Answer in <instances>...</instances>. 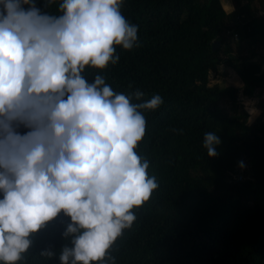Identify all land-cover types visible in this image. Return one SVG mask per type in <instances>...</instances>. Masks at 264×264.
<instances>
[{
  "label": "trees",
  "instance_id": "obj_1",
  "mask_svg": "<svg viewBox=\"0 0 264 264\" xmlns=\"http://www.w3.org/2000/svg\"><path fill=\"white\" fill-rule=\"evenodd\" d=\"M60 2L36 6L57 14ZM232 4L231 11L225 0H123L136 45L116 46L115 65L85 67L89 82L101 75L117 93L139 89L144 101L157 94L164 101L141 110L147 127L136 149L159 186L133 209L136 221L110 251L115 264H264V111L251 122L236 112L241 97L264 85V0ZM222 63L237 84H210ZM207 132L221 140L215 157L203 147ZM241 161L248 178L237 182L229 172ZM68 222L61 215L37 233L19 264H60ZM48 248L51 259L39 254Z\"/></svg>",
  "mask_w": 264,
  "mask_h": 264
},
{
  "label": "clouds",
  "instance_id": "obj_2",
  "mask_svg": "<svg viewBox=\"0 0 264 264\" xmlns=\"http://www.w3.org/2000/svg\"><path fill=\"white\" fill-rule=\"evenodd\" d=\"M122 4L61 0L49 14L36 0H0V264L24 261L35 235L61 215L70 222L60 264H115L110 251L136 221L133 209L159 186L136 149L147 127L141 110L158 109L162 97L144 101L139 89L125 95L101 75H82L115 65L116 46L136 45L138 27ZM220 143L204 134L209 157Z\"/></svg>",
  "mask_w": 264,
  "mask_h": 264
},
{
  "label": "rangeland",
  "instance_id": "obj_3",
  "mask_svg": "<svg viewBox=\"0 0 264 264\" xmlns=\"http://www.w3.org/2000/svg\"><path fill=\"white\" fill-rule=\"evenodd\" d=\"M229 1V0H225ZM233 3V0H232ZM231 3V5H233ZM232 7V6H231ZM225 8L226 5H225ZM225 66L224 64H219L217 71L213 72L209 77L210 84L218 83L223 84L224 81L228 80L233 84H237L236 77L232 73H224ZM226 110L229 113L233 112V108L230 106H225ZM264 111V85L258 87L252 97H241L240 102L236 106V112L246 114L248 116V121L251 122L254 120L260 112Z\"/></svg>",
  "mask_w": 264,
  "mask_h": 264
},
{
  "label": "built area",
  "instance_id": "obj_4",
  "mask_svg": "<svg viewBox=\"0 0 264 264\" xmlns=\"http://www.w3.org/2000/svg\"><path fill=\"white\" fill-rule=\"evenodd\" d=\"M241 162H243V167H240V162H238L235 168L229 172L230 178L237 182H241L248 178L249 165L245 161Z\"/></svg>",
  "mask_w": 264,
  "mask_h": 264
},
{
  "label": "water",
  "instance_id": "obj_5",
  "mask_svg": "<svg viewBox=\"0 0 264 264\" xmlns=\"http://www.w3.org/2000/svg\"><path fill=\"white\" fill-rule=\"evenodd\" d=\"M218 41H213V47H215L217 45Z\"/></svg>",
  "mask_w": 264,
  "mask_h": 264
},
{
  "label": "crops",
  "instance_id": "obj_6",
  "mask_svg": "<svg viewBox=\"0 0 264 264\" xmlns=\"http://www.w3.org/2000/svg\"><path fill=\"white\" fill-rule=\"evenodd\" d=\"M226 4H227V5H230V2H229V1H226ZM230 6H231V5H230Z\"/></svg>",
  "mask_w": 264,
  "mask_h": 264
}]
</instances>
